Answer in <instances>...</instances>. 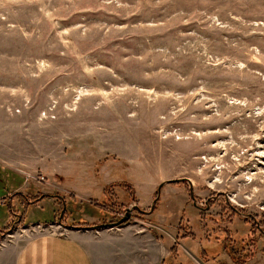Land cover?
Instances as JSON below:
<instances>
[{
  "label": "rangeland",
  "instance_id": "1",
  "mask_svg": "<svg viewBox=\"0 0 264 264\" xmlns=\"http://www.w3.org/2000/svg\"><path fill=\"white\" fill-rule=\"evenodd\" d=\"M0 169L40 203L0 196L10 234L22 215L100 230L129 206L175 233L168 262L264 264V0H0Z\"/></svg>",
  "mask_w": 264,
  "mask_h": 264
},
{
  "label": "crops",
  "instance_id": "2",
  "mask_svg": "<svg viewBox=\"0 0 264 264\" xmlns=\"http://www.w3.org/2000/svg\"><path fill=\"white\" fill-rule=\"evenodd\" d=\"M1 170L0 181L5 180L4 184L6 185L5 188H2L0 196L5 197L19 192L6 193L5 189L9 187V179H11L10 183L16 182L17 179L11 176L14 174L13 172L7 173L8 171ZM54 178L59 180V183L55 179L51 180L50 185H54L53 188L61 191L69 190L75 197L80 194L78 186L72 181L64 183L66 180L62 178L61 174H55ZM116 181L120 180L114 176L111 170L94 174L90 177V193L96 190H101L102 194L105 193L104 191L108 193L109 186L107 188L106 186ZM135 185L137 184L134 183L132 186L134 198L139 200L138 204H144L149 199L150 193L144 200L137 198ZM114 188L119 194H125V190L120 186ZM30 201L27 202L28 206H40L38 200V202ZM4 203L5 200L2 199L0 206ZM11 207L13 205L10 203L9 215L4 219L5 225L14 221L15 212ZM81 220H90V223L96 222L94 216H85ZM165 220L168 225L167 215L160 214L156 221L161 225L165 224ZM19 222L22 224L20 229L11 234H5L0 239V264H174L173 260L168 262V258L172 254L170 248L176 242L175 233L164 229L165 234L157 235L149 224L139 226L127 223L100 230H88L49 221L32 222L25 215L19 217ZM156 224L158 225L157 222ZM177 253L176 245L175 255ZM183 263L185 261L179 264Z\"/></svg>",
  "mask_w": 264,
  "mask_h": 264
},
{
  "label": "trees",
  "instance_id": "3",
  "mask_svg": "<svg viewBox=\"0 0 264 264\" xmlns=\"http://www.w3.org/2000/svg\"><path fill=\"white\" fill-rule=\"evenodd\" d=\"M170 182H173V181H170ZM12 198L14 197H18L17 199H18V201H20L22 204H23V206H26V204H27V201L29 200V199H27V198H25L24 196H22V194L21 193H19V192H14V193H12ZM38 196H40V194L38 195ZM46 196H48V195H46ZM25 203V204H24ZM13 222L14 221H12V222H10L9 224H7V225H5V226H3V227H1L0 228V236L3 234V233H5L6 231H7V229L10 227V225L11 224H13ZM85 223V222H84ZM81 224H83V223H81ZM70 227H78L77 225H79L78 223H76V224H68ZM215 242H216V244L220 247V248H222L223 249V247H224V243H223V239H218V237H216L215 238ZM208 251V247H206V248H202V249H200L199 250V255H200V257H202V258H206V254H205V251ZM170 252L172 253V255H175L176 254V245H173L171 248H170ZM217 253H218V251L217 252H215L213 255H211V257L209 258V260H212V257L213 258H216V256H217ZM236 261H237V264H242V263H244L243 261H244V259L243 260H241V261H239L238 260V256H237V258H236Z\"/></svg>",
  "mask_w": 264,
  "mask_h": 264
},
{
  "label": "flooded vegetation",
  "instance_id": "4",
  "mask_svg": "<svg viewBox=\"0 0 264 264\" xmlns=\"http://www.w3.org/2000/svg\"><path fill=\"white\" fill-rule=\"evenodd\" d=\"M126 192V191H125ZM39 197V196H38ZM131 199H135L134 198V194H132V198ZM130 199V200H131ZM154 200H156L155 198H154ZM30 200H28L27 202H29ZM31 202V201H30ZM154 205H155V201H153V203L150 205V207H149V210H143V209H141V208H138L137 207V205L135 204V205H133V206H135V208L134 209H136L137 210V212L139 211L140 212V216L139 217H141V216H143V215H148V214H150L151 212H152V210H153V208H154ZM105 207H106V209L108 208V205H105ZM109 209V208H108ZM133 208H131V207H125V209H124V211H123V213L122 212H120L118 215H119V217L116 219V221H114V222H106L105 224H102V226L101 227H114V226H120V225H124V224H127V223H129V221H130V219L132 218V215H131V212L133 211L132 210ZM128 212V218L126 219V220H124L123 222H121V223H119V224H117V225H111L112 223H115V222H117L119 219H121L123 216H125L126 215V213ZM122 213V214H121ZM140 219H142V218H140ZM143 221V220H142ZM50 223H52L51 221H49ZM14 223V222H13ZM61 223V220H60V222H59V224ZM62 224V223H61ZM13 224H11V226L7 229V231L5 232L6 234H8V233H10L11 231H13V230H15L16 228H15V226L13 227L12 226ZM15 225V224H14ZM63 226H69L68 224H66V223H63L62 224ZM96 226V225H95ZM98 226V225H97ZM100 227V228H101ZM249 242V241H248ZM175 245V244H174Z\"/></svg>",
  "mask_w": 264,
  "mask_h": 264
},
{
  "label": "water",
  "instance_id": "5",
  "mask_svg": "<svg viewBox=\"0 0 264 264\" xmlns=\"http://www.w3.org/2000/svg\"><path fill=\"white\" fill-rule=\"evenodd\" d=\"M127 218H128V212L126 213L125 216H123V217H122L121 219H119L117 222L112 223L111 225H117V224L123 222L124 220H126Z\"/></svg>",
  "mask_w": 264,
  "mask_h": 264
},
{
  "label": "built area",
  "instance_id": "6",
  "mask_svg": "<svg viewBox=\"0 0 264 264\" xmlns=\"http://www.w3.org/2000/svg\"><path fill=\"white\" fill-rule=\"evenodd\" d=\"M2 203V199H0V204Z\"/></svg>",
  "mask_w": 264,
  "mask_h": 264
}]
</instances>
